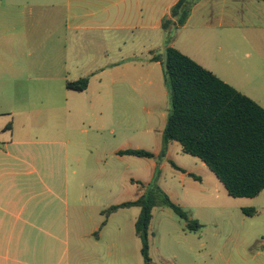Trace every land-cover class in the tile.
<instances>
[{
	"label": "crops",
	"instance_id": "obj_1",
	"mask_svg": "<svg viewBox=\"0 0 264 264\" xmlns=\"http://www.w3.org/2000/svg\"><path fill=\"white\" fill-rule=\"evenodd\" d=\"M178 1L0 0V264H73L74 236L80 263L89 264L87 241L91 259L124 264L125 221L115 231L110 224L134 208L103 228L101 211L126 182L136 199L139 183L157 179L199 221L216 206L222 183L178 142L160 164L119 154L162 150L171 96L152 57L168 47L264 107L253 89L264 86V0H200L179 28L171 17ZM126 37L141 41L142 56H122ZM82 78L84 91L67 87ZM88 211L97 219L87 222ZM107 230L111 252L100 247Z\"/></svg>",
	"mask_w": 264,
	"mask_h": 264
},
{
	"label": "trees",
	"instance_id": "obj_2",
	"mask_svg": "<svg viewBox=\"0 0 264 264\" xmlns=\"http://www.w3.org/2000/svg\"><path fill=\"white\" fill-rule=\"evenodd\" d=\"M199 1L179 0L173 6L171 17L177 20L178 28L186 24ZM170 24L171 20L165 19L163 28L168 29ZM152 60L162 62L171 96L162 150L157 157L140 149L124 150L119 154L156 158L160 164L166 158L168 145L178 142L184 154L200 159L208 167L229 196L258 197L264 191V107L174 47H168L164 56L156 55ZM88 83V78H82L68 82L67 87L84 91ZM171 164L178 168L173 162ZM159 174L158 168L156 176ZM139 184L144 192L138 198L101 211V228L118 210L138 208L135 233L142 243L145 264H151L150 225L155 208L171 209L185 221L188 232H197L203 226L157 185V179L147 185ZM242 211L249 217L259 213L254 208Z\"/></svg>",
	"mask_w": 264,
	"mask_h": 264
},
{
	"label": "rangeland",
	"instance_id": "obj_3",
	"mask_svg": "<svg viewBox=\"0 0 264 264\" xmlns=\"http://www.w3.org/2000/svg\"><path fill=\"white\" fill-rule=\"evenodd\" d=\"M142 47L138 38L126 37L122 56H142L141 54L144 52ZM109 55L111 60L120 59L121 57V54L117 53L110 52ZM253 89L259 93L264 103V86L253 85ZM187 156L193 159V156ZM194 159L202 163L198 158L194 157ZM165 178L169 180L166 172ZM157 185L160 186L158 183ZM163 186H166V184L163 183ZM139 187L140 191L144 192L143 187L141 185ZM135 193V188L129 182H126L123 191L114 193V195L110 194L103 199V204L105 208H108L114 204L133 200L137 196ZM134 195L135 197H133ZM182 198L187 204L188 198ZM188 208L194 215L199 214L195 207L190 206ZM243 208H254L259 213L256 216L249 217L243 213ZM184 210L186 209L184 208ZM138 211V208L121 211L110 224V231H115L117 226L125 221L124 264H145L141 254V240L135 234L134 228L130 227L129 229L128 227L131 216L137 214ZM153 215L154 220L150 239L151 264H264V191L255 198H233L221 186V195L216 206L206 208L200 214L202 219L197 221L203 227L197 232L186 231L185 221L169 208H155ZM89 217L91 221L94 218L97 219V215L90 213V211L84 215L87 222ZM84 218L83 223H85ZM87 227V224H83L82 230L86 231ZM105 233L104 241L100 247L111 252V249H109L111 243L108 241L111 235L107 234L108 230ZM72 242H74L72 247L74 250L73 264H85L84 261L80 263L77 258L78 241L76 236H74ZM89 246L90 244L87 241L82 246V252L83 247L87 249L83 254L89 256V264H102L103 262L98 260L97 257L91 259ZM96 248L100 250L98 246ZM107 264L119 263L110 258Z\"/></svg>",
	"mask_w": 264,
	"mask_h": 264
}]
</instances>
